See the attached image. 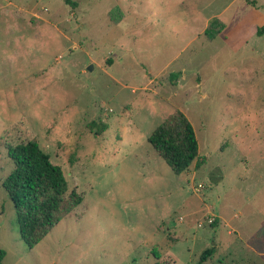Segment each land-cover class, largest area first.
<instances>
[{"label": "rangeland", "instance_id": "obj_1", "mask_svg": "<svg viewBox=\"0 0 264 264\" xmlns=\"http://www.w3.org/2000/svg\"><path fill=\"white\" fill-rule=\"evenodd\" d=\"M72 1L0 0L1 264L261 263L264 0ZM176 110L206 157L178 174L148 142ZM29 139L68 182L32 246L2 187Z\"/></svg>", "mask_w": 264, "mask_h": 264}, {"label": "trees", "instance_id": "obj_2", "mask_svg": "<svg viewBox=\"0 0 264 264\" xmlns=\"http://www.w3.org/2000/svg\"><path fill=\"white\" fill-rule=\"evenodd\" d=\"M65 2L75 5L72 0ZM224 27V23L214 17L204 29L209 40ZM264 25L258 29L262 33ZM179 72H172L169 79H176ZM88 128L99 134L107 128L104 122L91 121ZM148 142L174 173L187 170L192 164L200 167L206 160L199 154L193 126L184 112L176 110L170 118L160 122L152 130ZM10 171L2 180V187L10 197L15 209V221L20 238L28 246L40 241L62 217L60 208L65 201L68 182L62 168L50 160L34 139H29L11 147L7 152ZM70 204L66 212L76 207L81 197L75 191L70 193ZM214 220V219H213ZM214 224V222H213ZM214 252L211 246L203 250L195 264H202ZM4 250H0V264ZM154 264H163L155 262ZM264 264V259L261 263Z\"/></svg>", "mask_w": 264, "mask_h": 264}, {"label": "water", "instance_id": "obj_3", "mask_svg": "<svg viewBox=\"0 0 264 264\" xmlns=\"http://www.w3.org/2000/svg\"><path fill=\"white\" fill-rule=\"evenodd\" d=\"M91 68H92V66H91V65H89V66L87 67V69H88V70H90Z\"/></svg>", "mask_w": 264, "mask_h": 264}, {"label": "built area", "instance_id": "obj_4", "mask_svg": "<svg viewBox=\"0 0 264 264\" xmlns=\"http://www.w3.org/2000/svg\"><path fill=\"white\" fill-rule=\"evenodd\" d=\"M214 219V218H213ZM213 219H212V221H213ZM211 222V221H210Z\"/></svg>", "mask_w": 264, "mask_h": 264}]
</instances>
